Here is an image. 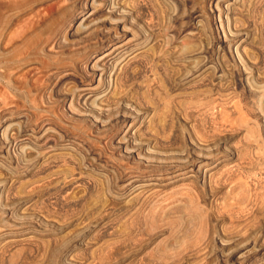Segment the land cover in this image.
I'll list each match as a JSON object with an SVG mask.
<instances>
[{
  "label": "rangeland",
  "instance_id": "1",
  "mask_svg": "<svg viewBox=\"0 0 264 264\" xmlns=\"http://www.w3.org/2000/svg\"><path fill=\"white\" fill-rule=\"evenodd\" d=\"M122 1H126V5L130 8V11H133V19L136 21L137 25L149 27L159 33L157 37L159 45L157 44L153 47L154 51L149 50L146 53L145 59L152 60L153 58V60L157 61L159 60L158 56L161 55L163 56V58L160 57L161 62L164 61V63L168 65V68H170L172 66L170 62L167 61L169 60V53H167V51L174 57L182 53L184 55L187 54L188 51V49H184V46L187 45L188 47L191 46V49L195 48V50H200L202 52L200 53L201 55L198 54L193 57L196 62L204 65L201 69L204 74L201 77L199 85H197L198 83L192 84L193 86L183 85L182 92L177 96L175 95L177 98L175 97L173 100L166 97L163 91H159L156 83L154 84L153 82L151 85L158 89L156 90V95L150 93L151 98L148 95H146L148 98H144L141 90V92L137 90L139 93L136 92V96L135 93L133 94L144 106H154L156 108V110H154L156 119L154 126L156 127L154 128L159 132L158 135L164 136L163 138L166 140L164 145L174 151L183 149L185 144L190 147L187 138L189 131L187 127L189 122V124H193V129L195 130L193 131L195 134L197 133L198 136L205 138L209 137V140H213L215 144L219 143V155L225 152L223 147L238 151L250 146L242 151V153L245 154L242 159L235 157V160L238 158V161L234 164L242 163L243 166L246 167L245 171H249L251 168V171H256L255 173H264V0H229L228 2V4L230 3L229 5H231L230 7H232L229 11V16L234 20L232 24L237 27L238 30L240 29V39L242 40L243 38L242 45H244V47L242 48L243 50L245 49V52H249V55L251 53L253 54L250 56H253L251 60H254V65L252 70H248L247 80L246 78L242 80L237 75L236 67H240V64L235 52L233 53L232 59L222 44L224 35L217 17V11L212 13L215 10V5H211L210 0ZM50 2L49 0L42 1L41 5L44 3L43 5L46 6ZM85 2V0H75V9H70L69 11L80 10ZM0 11L7 10L3 8ZM48 17L49 16L40 20L30 29H26L22 24L17 25V23L5 29H2L0 26V51L8 52L11 49H18L23 53L29 54V59L21 66V69H19L16 76L11 80L13 87H5L4 81H0V94H8L10 98H13L15 104V106L9 108H2V105H0V122H8L10 120V124H15L16 129L19 130V132H17V140L21 141V139L27 138L28 140L26 141H28L29 144L26 145H29L28 148L31 147L32 150L34 149L32 146L36 143L35 140L41 135L42 138L50 139V137H53V142L51 141V144H48L50 149L41 151L43 152V162H41V170L39 171L41 172L39 173L41 178L39 183L40 186L38 185L40 190L38 189L31 203L25 206L21 202H18L19 200H15L17 202H15V205L18 206H14L15 209H18L19 206L22 209L28 206L35 212L37 211L33 218L32 225L34 229L28 228L27 230L23 227L24 225L22 226L12 221H9V224L7 220L3 218L5 222H0V264H120L121 262H123V264H152V258L156 259L159 252H161L160 247L163 241L173 243L175 237H183L184 235L190 242L188 238L194 237L196 234V222L191 221L188 223L187 220L183 221L181 218L183 209L179 204L172 208L170 207L174 203L171 202L157 204L153 207V210L157 212L153 214V216H156L160 221L155 225L153 231L155 230L154 232H157L159 228H164V231H162L163 233L161 232L162 234H159L154 243L142 246V243L148 238L147 235L153 232L142 230L144 224L149 226V222L146 221V214L140 213L141 215L139 214L136 217L137 221H133V217L131 216L133 210L126 212L124 215L122 207L120 205L118 206L117 202L113 204L116 206H114L115 208L113 206H108L110 209L105 208L107 206L98 202V200L102 201L106 195L119 197L122 188V180L125 178L137 176L143 180H147L150 174L153 175L155 173L140 171L137 166L138 163H141V159L134 158V155L133 158L129 160V163L122 159L121 155H123V153L117 148L118 146L115 142V138L119 132L118 128L121 126L119 123L121 119L120 115L114 113L111 116V123H108L109 126H107V128H109L100 127L101 129H99V127L96 128L94 126L95 124H92L90 118L79 115L76 116L77 112L74 108H71L74 113H70L68 109L69 104L62 100L63 94L68 95L72 91H75L78 86L84 84H91L92 87H96L98 78L95 77L96 73L89 69L91 57L95 52L93 53V50L91 51L86 48V46L79 44L78 40L80 35L69 37L66 36L65 31H63L61 35L63 40L67 42L65 45L66 47L62 49L63 52L55 51L48 46L42 48V43L51 30L49 25L50 19H48ZM68 24L69 23L65 26ZM103 26L106 27L107 24ZM76 27L77 24L74 29ZM117 33L121 34L119 31H117ZM10 38H12V40L9 42ZM168 41L170 44L165 46L164 43ZM124 42L132 44L133 41L130 39V36H128ZM167 55L168 57H166ZM205 64L208 66L206 65V67ZM222 64L225 66L228 65L230 69L227 68L228 71L226 69L222 71L220 69V65ZM50 68H57V71H54L55 74L52 76H49L47 73V70ZM133 70L134 69H130L129 71L135 73V76L133 75L134 78L132 77L134 80L139 79L138 81L135 80L136 83L142 80L147 82L145 76L138 72L139 70L136 69V72ZM160 72L161 71L158 70V73L162 76L160 78H166L168 80L170 75L164 76ZM185 73L186 72L183 74ZM138 75L143 76L140 77ZM134 80L131 79L127 84H134ZM249 81H251V83ZM75 83L78 84V86ZM251 88L257 90L254 91L253 89L251 90ZM258 88L262 91L260 89L258 90ZM193 91H195V93ZM211 99H213L214 102L207 104ZM169 100L172 102L170 103ZM8 101L10 100H7V102ZM173 101L175 102L173 103ZM191 101H196L195 105H192ZM224 102H227L224 104L227 109L223 116L220 115V110ZM206 105H208V107ZM195 106L198 107L196 108ZM162 118L165 123L167 121V125L162 122ZM169 123L170 125L168 126ZM161 125H165L167 127L166 130H160L158 127L162 129ZM233 156H237V154L235 153ZM246 162L247 164H245ZM232 165H230L231 170L233 169ZM230 167L228 166V168ZM141 168L144 169L142 164ZM234 169L236 170L235 166ZM245 171L241 172L243 176L237 170L235 172L240 174H236L233 171L231 173L235 176L233 184L240 183L241 181L242 190L246 193L245 187L247 189L252 187L253 178L244 174ZM234 176L232 177L234 178ZM263 183L262 186L264 187ZM263 189L264 188L258 190L260 193L256 191L259 195V205L261 204L260 206L258 205L259 207L264 205V197H262L264 196ZM238 190L239 187L234 190L235 193L230 195L229 202H234L235 200L231 198L240 195L236 192ZM253 192L255 191L253 190ZM15 193L16 192L13 191L11 193L13 195L11 196H16ZM220 196H217L219 203L215 200L217 205L210 209L208 207L209 202H206L207 196H205V200H203L202 197L194 200L193 205L189 207L190 209L198 207L201 213L204 212L203 226L213 225L209 220L210 217L208 218L207 216L208 213L214 214V212H220V214H224L223 207L220 203L221 199H218ZM101 197L102 199L100 200ZM260 201L263 202L261 203ZM204 202L207 204L205 205ZM215 202L214 204H216ZM102 205L105 209L101 207ZM94 207L98 209L95 208L97 214L93 211ZM100 207L102 209H100ZM169 208L170 210L167 211ZM263 209L262 207V212L260 215H257L254 223L256 222L257 224V231L260 230V224L258 226V223H261L262 229L260 231L262 232L261 234L264 235ZM101 211H104L103 214ZM164 211L169 212L167 218H163L164 215L162 213ZM88 213H93L91 218L88 216ZM148 214L152 215V213ZM87 216L89 218H87ZM100 217L102 218L98 221L99 223L96 222L95 219ZM44 218L48 220L49 223L45 222ZM36 221L37 223L35 224ZM40 222L41 224L43 223L41 227L38 226ZM89 223L93 227L91 226L88 232L83 231L80 232V234L76 232L78 229L81 230L83 225L85 227ZM112 223H117V225H113ZM137 223L139 225H137ZM225 224H227V219H225ZM111 226H115V228L111 229ZM124 226L128 229V234L122 232ZM225 228L228 230L227 226H225ZM37 229H39V231ZM119 232L122 233L118 234ZM105 235H110V237H106ZM121 239L122 242H126L131 248L138 245L141 248L142 246V249L137 253L134 259L126 258L123 261H117L119 258L116 257L117 255L119 256L117 251L121 254L124 253L126 249H128V251L130 250V248H126L122 249L121 252V250L118 249L120 246L119 244L122 243ZM135 239H137L138 242ZM110 246L113 247L114 250L110 248ZM211 246H213V244H211ZM203 252L204 250L199 253L200 257L193 261L195 262L194 264H207L208 259L206 260L205 256L207 254H203ZM212 263L222 264L215 260H213ZM239 263L240 262L233 264ZM245 264H264V250L260 255Z\"/></svg>",
  "mask_w": 264,
  "mask_h": 264
},
{
  "label": "bare ground",
  "instance_id": "2",
  "mask_svg": "<svg viewBox=\"0 0 264 264\" xmlns=\"http://www.w3.org/2000/svg\"><path fill=\"white\" fill-rule=\"evenodd\" d=\"M42 1L48 0H0V10L3 8L7 10L0 11L1 28L5 29L10 27V25L17 23V25L22 24V26L24 25L26 29H30L33 28L35 24L40 20L45 19L47 16H49L48 19H50L49 25L51 27V30L48 32L47 37L43 41L42 48L48 46L55 51L62 52V49H64L66 47L65 45L67 44V42L63 40L61 36L63 31H65L66 36L69 37L80 35V38L78 40L79 44L82 46H86V48L90 49L91 51L93 50V53L95 52L91 57L92 59L89 63V69L96 73L95 77L98 78L97 84L96 87H92L91 84L78 86V84L75 83L78 86L77 89L75 91H72L71 93L69 92L70 94L68 95L63 94L62 100L66 101V103L69 104L68 109L70 113H74L71 110V108H74V110L77 112L76 116L79 115L85 118H90L92 124H95L94 126L96 128L99 127V129L107 128V126H109V124L111 123V116L114 113L116 115H120L121 119L119 120V123L121 124V126H119L118 128L119 132L117 134V137L115 138V142L118 146L117 148H119L120 152L123 153V155H121L122 159L129 163V160L132 159L134 155V158L142 160H140L141 163H138L137 166L140 171L155 173L153 175L150 174L147 180H143L137 176L125 178L124 180H122V188L119 197L106 195V197L104 196L103 198L104 201L98 200V202H101V204L107 206L105 208H108V206L114 207L115 205L113 204L117 202L118 206L120 205L122 207V212L124 215L126 212L133 210V212L131 213L133 221H137L136 217L140 213L146 214L145 217L146 221L149 222V226H147L146 224L143 225L142 223V230H146L149 232H152L155 225L160 221L156 216H153V214L157 213L155 210H153V207L157 204H164L165 202L174 203L170 208L176 205L178 206L179 204V206L183 209L181 215L183 221L187 220L188 223L191 221L196 222V234L194 237L192 236L188 238L190 242L187 240V238H185L186 236L184 237V235L183 237H175V241L173 243L163 241L160 247L161 252H159V255L156 259L152 258V264H194L195 262L193 261L197 260L198 257H200L199 253L202 252V250H204L203 254H207L205 255L206 260L208 259L207 264H209V262L210 264H213V260L217 262L219 261L222 264H233L238 262H240L239 264H245L251 259L260 255L264 250V235L261 234L262 232L260 231L262 229L261 223H258V226L260 224V230L257 231V224L256 222L254 223V221L257 218V215H260V213L262 212V207L264 208V205L262 207H259L261 204L259 205V195L258 193H256V191H258L259 189L261 190L262 188H264L262 186V183L264 182V173H255L256 171H251V168L249 171H245L246 167H244L242 163L234 164L236 163V161H238V158L237 160H235V157H239V159H242L245 155L242 153V151L246 150L250 146L248 145L249 147H245L243 150L238 151L223 147L225 152L222 155H219V143L215 144L213 143V140H209V137L205 138L202 136H198L197 133L195 134L193 124L191 125L188 122L187 128H189V131L187 138L190 147L185 144L184 148L181 150H170L166 145H164L166 141L163 138L164 136L158 135L159 132L154 128L156 127L154 126L156 120L154 110H156V108L154 106H144L141 101L135 97L136 92H138L137 90H141L144 98H148L146 95H148L149 97L150 93L156 95V90L159 89V91H163L166 97H169L170 100H173V98H175L182 92L183 85H192L196 83H198L197 85H199L201 77L204 74L203 71H201L204 65L196 62L193 57L202 52L200 50H195V48L191 49V46L188 47L187 45H185L184 49H188L187 54L183 55L182 53L174 57L170 52L166 50L167 53H169V60L167 61H169L172 66L168 68V65L164 63V61L161 62L160 57L163 58V56L161 55L158 56L159 60L157 61L153 60V58L152 60L145 59L146 53L149 50H153V47H155L157 44L159 45L157 40L159 33L149 27H142L140 25H137L136 21L133 19V11H130V8L126 5V1L85 0L86 2L82 5L80 10H71L72 12L69 10L75 9V0H49L51 2L46 6L43 5L44 3L41 5ZM228 2L229 0H210V4L215 5V10L212 13H215V11H217V17L222 33L224 35V38L222 40L223 46L226 48L228 54L232 59L233 53L235 52V55L239 60L240 67H236L238 77L242 80H244L245 78L247 80L248 70H252L254 65V60H251L253 56H250L253 54L251 53L249 55V52H245V49L243 50L242 48L244 47V45H242L243 38L242 40L240 39V29L238 30V28L232 24V22L234 23V20H232V18L229 16V11L232 7H230L231 5H229L230 3L228 4ZM67 23L69 24L65 26ZM76 24L77 27L74 29ZM104 24H107V26H103ZM117 31H119L121 34H118ZM128 36H130V39H132V44H127V42H124V40ZM11 40L12 38L9 39V42ZM164 44L165 46H167L170 43L168 41ZM166 57H168V55ZM28 59L29 54L23 53L18 49H11L8 52L0 51V81H4L5 87H13L11 81L12 78L16 76L19 69H21V66ZM206 65L207 64H205V66ZM227 66L222 64L220 65V69L222 71L223 69L227 70V68H229V66ZM130 69H134V72H136V69L139 70L138 72L145 76L147 82H145V80H142L136 83L135 80L137 79H133V75L135 76V73H131L129 71ZM158 70H160V73L164 76L170 75L168 78L169 81L166 78V80L162 78L163 80H165L163 81L160 78L162 76H160ZM54 71H57V68H50L49 70H47V73L49 76H52L53 74H55ZM184 72L186 73L183 74ZM143 75L138 76L141 77ZM130 78L135 81L134 84H127L128 81L131 80ZM152 82L154 84L156 83L158 89L155 86L153 87L151 85ZM249 82L251 83V81ZM252 89L253 88H251V90ZM259 89L260 88H258V90ZM193 92L195 93V91ZM134 93L135 96L133 95ZM7 100L10 101L7 102ZM171 102L172 101H170V103ZM174 102L175 101H173V103ZM213 102L214 100L211 99L207 104H211ZM195 103L196 101H191L192 105H195ZM226 103L224 102L223 105ZM0 105H2V108L15 106L13 98H10L8 94H0ZM223 105H221L222 109L220 108V115L226 113L225 111L227 108L225 105ZM206 106L208 107V105ZM9 122L10 120L8 122H0V218H2L0 219V222H3L4 219H6L8 223L9 221H12L16 224L22 226L24 225L23 227H25L27 230L28 228H32L33 230V218L35 217L37 211L35 212L28 206L23 209L19 206L18 209H15L14 206L18 207L17 205H15L17 203L15 200H19L18 202H21L25 206L31 203L33 197L36 196L40 186L39 183L41 181V178L39 176V173H41L39 172L41 170V162H43V152L41 151L44 149H50V146H48V144H51V141L53 142V137H50V139L42 138L41 135L37 140H35L36 143L34 146H32L34 148L32 150L31 147L28 148L29 145H26L29 144L28 141H26L28 140L27 138H23L21 139V141L17 140L16 137L19 130L16 129L15 124H10ZM162 122H164V119L162 120ZM165 125H167V121ZM165 125H161L162 129L160 127L158 128L160 130H166L167 127ZM169 125L170 123L168 124V126ZM235 153L237 154V156H233V154ZM141 164L143 165L144 169L141 168ZM245 164H247V162ZM230 165H232L233 167L232 170ZM228 166L230 168H228ZM234 166L240 173L242 171H245L244 174H246L248 177L253 178L252 187H249L248 189L245 187L246 193L242 190L241 181L240 183L238 182L236 184H233L235 181V176L231 172L236 171L234 169ZM235 173L240 174L237 172ZM231 175L234 176V178ZM241 175L243 176L242 173ZM237 187H239V190L236 192L240 195H238L237 197L235 196L236 198H231L235 200L234 202H229L230 195L232 193H235L234 190ZM253 190L255 192H253ZM13 191L16 192V196H11L13 195L11 194ZM218 195L222 196V198L220 196L218 199H221L220 203L223 207L224 214H220V212H214V214L208 213L207 216L208 218L210 217L209 220L213 223V225L203 226L204 212L201 213L200 208L198 207H194V209H190L189 207L193 205L194 200L198 199L199 197H202L203 200H205V196H207L206 202H209V209L215 207L217 203H219V201L217 200ZM102 197L100 198V200L102 199ZM215 200H217L218 202L216 203ZM214 202L216 204H214ZM206 204L207 203H205V205ZM103 205L101 206L102 208H104ZM96 207L93 208L94 210L92 209L94 212L98 210ZM101 207L100 209H102ZM170 208L167 209V211H169ZM167 211H164L162 213L164 215L163 218L168 217L169 212ZM148 213H152V215H149ZM90 214L88 216L91 218L93 213L91 214V216ZM95 214L97 213L95 212ZM88 216L87 218H89ZM102 217L95 219V221L98 222ZM225 219H227V224H225ZM44 221L49 223V221L45 220V218ZM36 223L37 221L35 222V224ZM89 224L85 227L83 225V228H81V230L78 229L79 231H75L79 232V234L83 231L88 232V230L92 226L91 224ZM112 224L117 225V223ZM137 225L139 224L137 223ZM38 226H43V223L41 224L40 222ZM225 226H227L228 230L225 228ZM112 228H115V226H111V229ZM163 229L164 228H159V231L154 232V230V233L152 232L148 234V238L142 243V246L151 245L152 243H154L157 240L159 234L164 231ZM37 230L39 231V229ZM122 232L124 234L129 233L128 229L125 226L122 228ZM122 232H119L118 234ZM107 235L105 236L110 237L111 234L109 236ZM137 239L135 240L137 241ZM211 244H213V246H211ZM119 245L120 246L118 249H120L121 252L122 249L130 248L129 251L128 249H126V251L124 250L125 252L121 254L116 249L119 254V256H116L119 257L117 260L119 262L123 261L126 258L134 259L137 253L142 249V246L140 248L139 245L131 248L129 245H127L126 242H122ZM110 248L113 249V247L111 246ZM120 264H123V262H121Z\"/></svg>",
  "mask_w": 264,
  "mask_h": 264
}]
</instances>
